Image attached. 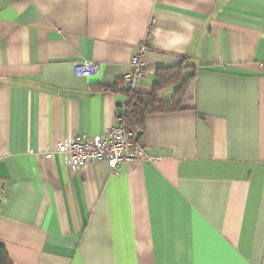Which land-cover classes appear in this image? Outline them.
Segmentation results:
<instances>
[{
  "label": "crops",
  "instance_id": "crops-1",
  "mask_svg": "<svg viewBox=\"0 0 264 264\" xmlns=\"http://www.w3.org/2000/svg\"><path fill=\"white\" fill-rule=\"evenodd\" d=\"M149 30L128 94L194 66L181 108L145 117L142 158L73 169L57 145L126 114ZM0 186L13 264H264V0H0Z\"/></svg>",
  "mask_w": 264,
  "mask_h": 264
},
{
  "label": "built area",
  "instance_id": "built-area-1",
  "mask_svg": "<svg viewBox=\"0 0 264 264\" xmlns=\"http://www.w3.org/2000/svg\"><path fill=\"white\" fill-rule=\"evenodd\" d=\"M150 38L149 30L139 44L137 53L130 59L127 71L119 81L122 91L132 93L134 86L143 77ZM96 69L97 66L93 62L81 61L75 64L74 73L78 77H89L96 72ZM56 152L73 169L90 162L104 161L110 169L114 170L123 163L143 157L142 151L135 142L134 134L126 125L125 113L117 116V124L104 130L100 135L94 137L75 135L59 143ZM51 156V153H46V157Z\"/></svg>",
  "mask_w": 264,
  "mask_h": 264
},
{
  "label": "trees",
  "instance_id": "trees-1",
  "mask_svg": "<svg viewBox=\"0 0 264 264\" xmlns=\"http://www.w3.org/2000/svg\"><path fill=\"white\" fill-rule=\"evenodd\" d=\"M185 74V75H184ZM195 67L177 65L158 68L155 72L153 92L150 95L128 94V104L125 114L126 125L134 134L145 129V117L150 114L177 111L181 108L182 94L190 81L194 79ZM169 85H177L173 96L168 100H159L154 97V92ZM0 264H13L7 255L4 246L0 244Z\"/></svg>",
  "mask_w": 264,
  "mask_h": 264
},
{
  "label": "water",
  "instance_id": "water-1",
  "mask_svg": "<svg viewBox=\"0 0 264 264\" xmlns=\"http://www.w3.org/2000/svg\"><path fill=\"white\" fill-rule=\"evenodd\" d=\"M139 136H140V133H138V134L136 135V137H135V141L139 138Z\"/></svg>",
  "mask_w": 264,
  "mask_h": 264
}]
</instances>
